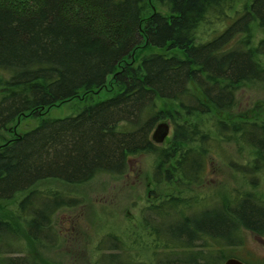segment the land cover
<instances>
[{"label":"trees","instance_id":"obj_1","mask_svg":"<svg viewBox=\"0 0 264 264\" xmlns=\"http://www.w3.org/2000/svg\"><path fill=\"white\" fill-rule=\"evenodd\" d=\"M237 1L0 0V130L25 113L83 100L76 111L40 117L0 145V203L22 194L12 217L0 216V264H40L35 252L59 244L53 217L78 198L38 183L120 175L128 157L140 153L155 159L157 199L143 210L152 214L144 218L150 235L165 236L154 246L167 250L156 264H223L220 249L241 244V229L264 237V198L257 192L235 187L212 202L190 195L191 186H203L212 137L186 119L230 110L240 85H264V39L252 43L255 21L264 26V0H242L228 16ZM203 22L209 31L201 40ZM109 77L111 93L95 96ZM160 100L175 103L184 119ZM164 118L172 135L156 143L151 134ZM210 130L247 148L245 163L229 166L241 167L236 173L254 187L264 169V120L212 116ZM107 239L98 264H143L101 253L124 243L113 234Z\"/></svg>","mask_w":264,"mask_h":264},{"label":"rangeland","instance_id":"obj_2","mask_svg":"<svg viewBox=\"0 0 264 264\" xmlns=\"http://www.w3.org/2000/svg\"><path fill=\"white\" fill-rule=\"evenodd\" d=\"M241 3L242 0H238L228 10V16L232 17ZM206 31H209V24L203 22L198 27V39H205ZM260 39H264V26L255 21L252 26L253 45L256 46ZM150 50L153 48L148 49ZM260 58L264 61V57ZM112 86L109 77L106 86L94 91L93 94L97 97H105L111 93ZM82 102V99H74L38 111L37 113L41 112L39 116L25 113L17 117L8 124L6 129L0 130V145L32 128L40 117L66 115L76 111ZM158 105L169 109L174 117L184 119L179 108L172 101L160 100ZM212 116L225 120H264V85L257 83L240 85L237 89L236 104L230 110H215L210 116L200 115L186 119L185 124L197 122L209 131L212 137L210 150L205 160L203 186H191L190 195L211 199L210 202H212L221 191L230 192L232 188L237 187L251 189L264 198V169L258 173L254 187L245 183L243 177L235 170L241 167L235 168L229 166V163L232 160L238 164H244L249 157V151L237 142L225 141L217 137L210 130ZM161 121L169 124L170 129L167 135L169 140L173 129L171 119L164 118L159 120ZM154 165L155 159L152 154L140 153L128 157L127 171L120 175L97 173L90 180L78 185L65 184L55 179L38 183L37 186L40 188L62 189L67 192V197L78 198L73 207L61 209L53 217L54 229L59 234L57 240L59 244L35 252L40 264H98L97 259L102 256L98 253L99 247H103L106 241L109 242L107 236L110 234L117 235L124 243L117 249H112V245H108L109 247L100 250L101 253L117 252L122 258L130 255V258L134 257L132 260L135 262L156 264L155 258L162 257L167 250L154 246L164 243L165 236L159 233L150 235L151 220L148 225L144 218L145 216L150 218L152 214L149 215L143 210L147 201L157 199L151 184ZM165 191L166 188L163 187L160 193L164 195ZM186 194H189V191ZM21 195L18 194L13 200L0 203V216L12 217L15 202ZM239 234L242 239L239 245L225 246L223 249L217 246H210V248L213 252L220 249L226 258L236 257L247 264H264V237H258L244 229H241ZM207 241L209 243L208 239Z\"/></svg>","mask_w":264,"mask_h":264},{"label":"water","instance_id":"obj_3","mask_svg":"<svg viewBox=\"0 0 264 264\" xmlns=\"http://www.w3.org/2000/svg\"><path fill=\"white\" fill-rule=\"evenodd\" d=\"M169 124L167 122L161 121L155 125L152 131L151 138L156 143H162L169 133ZM223 264H246L242 260L236 257H228L225 259Z\"/></svg>","mask_w":264,"mask_h":264}]
</instances>
